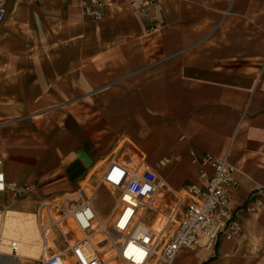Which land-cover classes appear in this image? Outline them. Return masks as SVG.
Segmentation results:
<instances>
[{
    "label": "crops",
    "instance_id": "0c3cea01",
    "mask_svg": "<svg viewBox=\"0 0 264 264\" xmlns=\"http://www.w3.org/2000/svg\"><path fill=\"white\" fill-rule=\"evenodd\" d=\"M81 1L5 0L0 105L21 116L0 134L8 180L61 195L132 158L180 191L199 156L229 153L243 231L174 264H264V206L250 211L264 204V0H161L156 32L132 0L101 21Z\"/></svg>",
    "mask_w": 264,
    "mask_h": 264
},
{
    "label": "built area",
    "instance_id": "2783aa9c",
    "mask_svg": "<svg viewBox=\"0 0 264 264\" xmlns=\"http://www.w3.org/2000/svg\"><path fill=\"white\" fill-rule=\"evenodd\" d=\"M161 0H132L131 7L156 32L153 11ZM113 0H82L86 16L103 20ZM7 10L0 0V23ZM200 182L171 191L144 160L111 161L71 192L36 196L37 183L8 180L0 159V264H174L183 249L215 253L221 237L239 236L243 227L231 203L238 190L236 167L230 154L198 157ZM95 179H91V178ZM105 189L115 205L102 219L94 199ZM24 203L34 214L41 242V257H19L21 242L5 235L8 210ZM259 200L250 211L263 208ZM157 222H161L158 227ZM252 252H260L252 246Z\"/></svg>",
    "mask_w": 264,
    "mask_h": 264
},
{
    "label": "bare ground",
    "instance_id": "6f19581e",
    "mask_svg": "<svg viewBox=\"0 0 264 264\" xmlns=\"http://www.w3.org/2000/svg\"><path fill=\"white\" fill-rule=\"evenodd\" d=\"M5 235L9 238L20 240L19 257L22 262L24 260L21 257L36 260L41 257L40 235L33 213L22 210H8L5 222Z\"/></svg>",
    "mask_w": 264,
    "mask_h": 264
},
{
    "label": "rangeland",
    "instance_id": "374dc122",
    "mask_svg": "<svg viewBox=\"0 0 264 264\" xmlns=\"http://www.w3.org/2000/svg\"><path fill=\"white\" fill-rule=\"evenodd\" d=\"M5 2V0H3ZM3 23V22H2ZM3 98L0 97V102H3ZM21 118V116H11L7 113L4 109L3 105H0V134L2 137H5L6 133H8V126L13 122L17 121ZM174 192V191H173ZM95 206L98 212L101 215V218L108 219L112 213V210L115 205L114 198L107 192V190L102 189L100 190L94 199ZM24 203L18 204L17 210L27 211V206L23 207Z\"/></svg>",
    "mask_w": 264,
    "mask_h": 264
}]
</instances>
